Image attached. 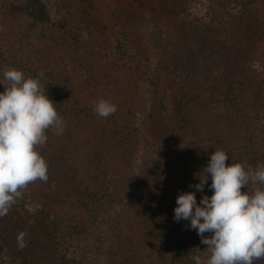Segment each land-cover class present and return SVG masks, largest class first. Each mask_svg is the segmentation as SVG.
I'll list each match as a JSON object with an SVG mask.
<instances>
[{
    "label": "trees",
    "instance_id": "1",
    "mask_svg": "<svg viewBox=\"0 0 264 264\" xmlns=\"http://www.w3.org/2000/svg\"><path fill=\"white\" fill-rule=\"evenodd\" d=\"M63 2L73 22L51 18L42 0H5L0 8V76L9 68L26 78L43 72L45 94L65 122L63 135L49 129L37 148L49 178L30 186L44 211L30 216L32 228L0 218V257L8 264H57L86 233L117 221L105 264H194L195 255L206 261L210 249L190 221L173 218L176 198L188 191L197 203L211 197L210 174L203 193L189 185L200 182L195 174H204L217 149L228 154L226 164H264V0ZM142 30L154 37L159 62L142 127L171 162L149 159L135 188L142 74L134 57L145 51ZM30 32L42 45L16 44ZM102 99L117 111L97 115ZM22 231L28 235L20 249Z\"/></svg>",
    "mask_w": 264,
    "mask_h": 264
},
{
    "label": "clouds",
    "instance_id": "2",
    "mask_svg": "<svg viewBox=\"0 0 264 264\" xmlns=\"http://www.w3.org/2000/svg\"><path fill=\"white\" fill-rule=\"evenodd\" d=\"M43 76L41 72L37 78H26L14 68L3 73L7 86L0 92V218L30 184L47 182L48 164L37 148L46 144L49 129L58 136L65 130L55 103L45 94ZM116 111L117 106L108 100L94 105L101 117ZM228 159L224 150H215L204 174H195L200 182L189 185L203 193L210 174L211 197L204 195L197 203L195 192L188 191L176 198L174 220L190 221L188 227L210 249L206 261L193 256L194 264H253L264 259V164L253 168L247 163L226 164ZM250 184L257 185L251 194L242 191ZM27 235L25 231L17 235L20 249L26 247ZM193 251L200 252L198 247Z\"/></svg>",
    "mask_w": 264,
    "mask_h": 264
},
{
    "label": "rangeland",
    "instance_id": "3",
    "mask_svg": "<svg viewBox=\"0 0 264 264\" xmlns=\"http://www.w3.org/2000/svg\"><path fill=\"white\" fill-rule=\"evenodd\" d=\"M44 5L48 10V14L51 18L65 19L68 22L74 21L72 16L69 14L70 9H68L64 4L63 0H42ZM145 2V0H140ZM5 0H0V8L4 4ZM1 15V12H0ZM149 28V27H148ZM150 29V28H149ZM31 33V32H30ZM26 35V39L23 41H19L16 44L25 43V46L37 47L42 45L40 40L33 35V33ZM150 31L142 30V40L145 42V51L143 54H136L134 57V65L138 67V70L141 72V89H140V104L138 111V140H139V152L137 153V160L135 163V172L137 182L135 183V188H138V183L140 178L142 177V170L144 168V164L147 163L149 159L159 160L160 162H171L170 159L164 156V153L161 152L162 158L158 155V144L154 140V138L149 134V132L142 127V122L146 119L145 114L147 112V107L150 104V101L153 97V86L150 80V74L154 73V70L158 69L159 62L157 56V49L152 47L150 43H153V38L149 39ZM24 39V38H22ZM29 45H27V43ZM100 47L95 46L93 48V52L95 54L100 52ZM4 86H7V82L0 76V92L4 91ZM182 143L181 152L176 154L174 158H172V162L175 164L174 166H178L179 163L182 162L184 155L186 154V149H188V144ZM149 145V146H148ZM148 146V147H147ZM150 147V151L148 148ZM151 157V158H150ZM35 186H28L23 191L22 198L18 199V201L11 207L7 216L4 219L10 224L11 227L17 225L20 227H31L30 216L33 212L38 210H43L40 207L39 200L36 197V190H34ZM38 205V206H37ZM44 211V210H43ZM123 211H119L117 213V218L121 220V215ZM20 218V219H19ZM33 222V220H32ZM121 222V221H120ZM117 221L115 223L102 224L92 231L86 233L85 237H81L80 245H76L77 249L74 253L66 256L64 254L56 257L57 264H105V244L108 240L116 237L117 233H119ZM32 228V227H31ZM42 235H44L42 233ZM44 238V237H43ZM87 238V240L85 239ZM86 240V241H85ZM0 264H8L7 260L4 257H0Z\"/></svg>",
    "mask_w": 264,
    "mask_h": 264
}]
</instances>
